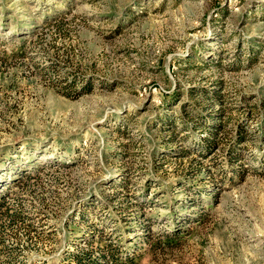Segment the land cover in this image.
<instances>
[{
	"label": "rangeland",
	"instance_id": "374dc122",
	"mask_svg": "<svg viewBox=\"0 0 264 264\" xmlns=\"http://www.w3.org/2000/svg\"><path fill=\"white\" fill-rule=\"evenodd\" d=\"M17 179L0 264H264V0H0Z\"/></svg>",
	"mask_w": 264,
	"mask_h": 264
},
{
	"label": "trees",
	"instance_id": "16d2710c",
	"mask_svg": "<svg viewBox=\"0 0 264 264\" xmlns=\"http://www.w3.org/2000/svg\"><path fill=\"white\" fill-rule=\"evenodd\" d=\"M210 134V132L208 133ZM205 135L203 138V144L205 147L208 145H213V137L209 135ZM238 137V136H237ZM239 139V138H238ZM237 139V140H238ZM33 174H37V171L32 172ZM21 176L24 175L26 177H29L28 172H21ZM18 179L15 180L14 184H7L4 182L3 184H0V186L10 188L11 186H17ZM17 202L15 204H9L4 200V196L0 195V225L1 226H16V225H24L27 227H32V224L27 221L28 214L27 210L24 209L22 203L20 201L22 200L21 197L15 198ZM15 240H18L19 237L14 236ZM20 245V244H19ZM18 244L15 245V247H20ZM92 253H90V250L88 248H77L75 246L74 250H65V264H132L133 258H129L127 256H120L119 254H113V249L110 247L106 248V253H101L97 256H92Z\"/></svg>",
	"mask_w": 264,
	"mask_h": 264
}]
</instances>
